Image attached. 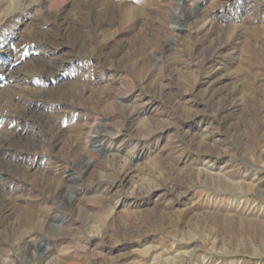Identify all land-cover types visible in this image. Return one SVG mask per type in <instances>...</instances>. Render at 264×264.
Listing matches in <instances>:
<instances>
[{
	"label": "rangeland",
	"instance_id": "374dc122",
	"mask_svg": "<svg viewBox=\"0 0 264 264\" xmlns=\"http://www.w3.org/2000/svg\"><path fill=\"white\" fill-rule=\"evenodd\" d=\"M178 1L0 0V264H264V0Z\"/></svg>",
	"mask_w": 264,
	"mask_h": 264
},
{
	"label": "bare ground",
	"instance_id": "6f19581e",
	"mask_svg": "<svg viewBox=\"0 0 264 264\" xmlns=\"http://www.w3.org/2000/svg\"><path fill=\"white\" fill-rule=\"evenodd\" d=\"M180 1V0H179ZM178 1V2H179ZM175 14H179L180 13V11H179V9H176L175 10V12H174ZM175 28V27H174ZM6 49V48H5ZM6 50H8V49H6ZM17 61V60H16ZM8 62V61H7ZM3 63V62H2ZM12 70V69H11ZM2 144V143H1ZM1 151V150H0ZM204 171V170H203ZM214 171V170H213ZM208 173V176L212 179V180H215L216 181V183L218 182L219 184L221 183V182H224V181H226L225 179H223L222 178V176H221V173L219 172H212V171H209V172H207ZM226 178V177H225ZM241 182V181H240ZM240 182H235V181H232V180H228L227 182H226V185L227 186H230V187H233L234 189H240V188H242L243 187V183H240ZM217 183V184H218ZM215 184V183H214ZM215 187H217L216 185H215ZM222 187V186H221ZM224 187V186H223ZM229 187V188H230ZM249 187V186H248ZM218 188H219V185H218ZM225 188V187H224ZM228 188V189H229ZM243 222V221H242ZM258 223V222H257ZM262 225V224H261ZM254 227V226H253ZM150 260V259H149Z\"/></svg>",
	"mask_w": 264,
	"mask_h": 264
},
{
	"label": "water",
	"instance_id": "95a60500",
	"mask_svg": "<svg viewBox=\"0 0 264 264\" xmlns=\"http://www.w3.org/2000/svg\"><path fill=\"white\" fill-rule=\"evenodd\" d=\"M183 2H184V0H180L178 3L181 4V3H183ZM176 29L179 30L180 28L177 27ZM39 240H40L41 244L45 242V239H44V238H39Z\"/></svg>",
	"mask_w": 264,
	"mask_h": 264
}]
</instances>
